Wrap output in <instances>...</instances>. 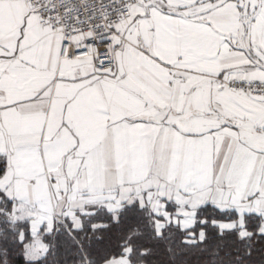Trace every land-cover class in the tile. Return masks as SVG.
<instances>
[{
	"label": "snow or ice",
	"instance_id": "obj_1",
	"mask_svg": "<svg viewBox=\"0 0 264 264\" xmlns=\"http://www.w3.org/2000/svg\"><path fill=\"white\" fill-rule=\"evenodd\" d=\"M0 264H264V0H0Z\"/></svg>",
	"mask_w": 264,
	"mask_h": 264
}]
</instances>
